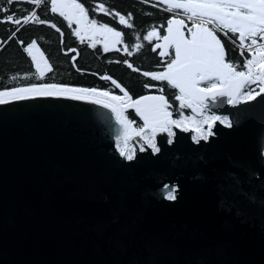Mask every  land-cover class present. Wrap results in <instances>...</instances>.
<instances>
[{"label":"water","instance_id":"obj_1","mask_svg":"<svg viewBox=\"0 0 264 264\" xmlns=\"http://www.w3.org/2000/svg\"><path fill=\"white\" fill-rule=\"evenodd\" d=\"M213 111L234 126L127 161L100 105H0V264H264V98Z\"/></svg>","mask_w":264,"mask_h":264},{"label":"snow or ice","instance_id":"obj_2","mask_svg":"<svg viewBox=\"0 0 264 264\" xmlns=\"http://www.w3.org/2000/svg\"><path fill=\"white\" fill-rule=\"evenodd\" d=\"M17 2L18 0H6V6H0V13L3 14L0 15V24H11L14 27L9 40L16 38L21 27L33 23L49 25L60 33L63 43L64 33L61 29L55 23L41 19L36 11L25 15H17L12 11L10 6ZM26 2L40 7L49 0ZM143 2L148 3L149 0ZM157 3L166 5L163 10L173 15L167 19L166 26L152 27L142 37L149 44L156 41L151 51L160 50L161 58L158 67L162 70L142 72L144 77L159 82L160 85L144 84V88L150 90L149 94L133 98L115 79L104 75L100 78L110 81L122 95L95 87L32 83L0 90V105L37 97H64L100 105L110 111L120 127L116 148L119 155L127 161L135 160L137 151L142 153L151 149L152 154H159L161 148L157 137L166 134L167 143L172 144L176 135L173 129L194 132L192 139L199 144L215 135L213 129L217 124L232 128L234 121L228 115L217 114L213 108L224 102L237 106L255 101L257 97L264 98V0H157ZM156 6L157 4H153V7ZM50 11L67 21L69 28L75 24L76 27L72 28L73 35L81 43L87 40L91 48L102 44L104 52L113 49L120 51L116 45L124 44V34L121 31L90 18V9L79 0H50ZM91 11L118 17L119 24L129 29L134 27L130 22L131 13L125 16L114 10L110 11L103 3ZM161 29L164 34H161ZM140 40L141 37L137 34V42L131 46L137 52L144 47ZM17 42L35 68L32 76L44 80L48 73L53 72L52 63L36 39L27 44L23 40ZM226 44L232 46L231 50H238L239 56L243 58L242 62L230 58V49ZM129 47L124 44L123 51L132 56L133 52ZM68 51L76 53L71 58L75 66L79 53L75 48ZM123 63L133 71H140L128 60ZM77 71L80 69L77 68ZM11 80L16 81L17 76H12ZM252 85H256V88ZM165 86L174 90L172 99L165 94ZM154 88L157 94L151 93ZM174 104H178V118H174ZM130 109L134 110L142 124L137 125L136 120L130 118ZM185 109L190 110L192 115H185ZM137 139L142 141L138 149L133 143ZM229 190L222 185V196ZM162 191L168 201L177 200L178 188L175 185L165 184ZM222 202H227L226 196H223Z\"/></svg>","mask_w":264,"mask_h":264},{"label":"trees","instance_id":"obj_3","mask_svg":"<svg viewBox=\"0 0 264 264\" xmlns=\"http://www.w3.org/2000/svg\"><path fill=\"white\" fill-rule=\"evenodd\" d=\"M85 7L90 9V18L96 19L99 23H107L111 27L116 28L124 34V44L129 45V50L133 52L132 56H128L124 51V44L116 45L120 51L115 49L104 52L103 45L97 44L96 48L88 46V41L81 43L78 38L73 35L72 28L68 27L67 21H64L58 14L50 11V0L48 3L36 7L26 2V0H18L17 3L10 6L12 11L17 15H25L30 11H36L41 19L50 23H55L57 27L64 33L63 43L61 42L60 33L49 25H39L30 23L21 27L16 34V38L9 40L8 37L14 27L11 24H0V39L3 45L0 49V90L10 89L15 86H26L32 83H59L77 87L98 88L100 90H108L114 94L122 95L119 89L115 88L110 81L102 80L100 77L109 75L125 87L133 98L149 94L150 90L144 88V84L150 83L159 87V82L151 81L142 75L144 71L162 70L158 65L161 64V58L157 52H152V45L147 41H143V35L147 34L152 27L159 28L161 25L166 26V21L171 16L165 11L153 7L152 1L144 3L143 0H79ZM103 3L110 11L119 12L127 16L132 15L131 23L134 25L132 29L119 24L118 17L105 15L101 12H93L98 4ZM151 3V4H150ZM0 6H6V0H0ZM23 9L24 11H21ZM0 15H3L0 13ZM163 30L161 29V34ZM141 37L140 42L144 47L139 51H135L132 45L136 41V35ZM36 39L41 49L45 52L49 61L53 65V72L48 73L44 80H38L31 74L35 72V68L31 63L30 57L23 51V47L17 40H23L25 44ZM71 48L77 49L75 66H73L72 56L76 53L68 51ZM67 53V54H66ZM232 57L236 61L243 60L239 56L238 50H232ZM128 60L134 68L140 69L139 72L133 71L123 63ZM120 61V63H116ZM77 68L80 71H77ZM17 76L16 81H12L11 77ZM28 76V78H25ZM258 90V89H257ZM152 94H157L156 89L151 90ZM174 90H170L165 86V94L170 99L173 97ZM178 104H174V118H178L176 110ZM185 115H192L188 109L184 110ZM130 118L135 119L137 125L142 121L135 116L134 110H129Z\"/></svg>","mask_w":264,"mask_h":264},{"label":"flooded vegetation","instance_id":"obj_4","mask_svg":"<svg viewBox=\"0 0 264 264\" xmlns=\"http://www.w3.org/2000/svg\"><path fill=\"white\" fill-rule=\"evenodd\" d=\"M149 1H152V2H154L155 4H157V8H159V9H161V10H163V8L164 7H166V5H163V4H158L157 3V0H149ZM151 4V3H150ZM164 11V10H163ZM166 12V11H165ZM166 13H168V12H166ZM170 16H172L173 14L172 13H168ZM162 34H164V33H162ZM156 43V41L155 40H153V42H152V46L154 45ZM226 47H228L229 49H230V52H229V56H230V58L232 59V60H236L234 57H232V55L230 54L231 53V49H232V46L230 45V44H226ZM160 51V50H159ZM158 54H159V52H158Z\"/></svg>","mask_w":264,"mask_h":264},{"label":"built area","instance_id":"obj_5","mask_svg":"<svg viewBox=\"0 0 264 264\" xmlns=\"http://www.w3.org/2000/svg\"><path fill=\"white\" fill-rule=\"evenodd\" d=\"M2 44H1V40H0V48H1ZM247 55V54H246ZM253 88H256V85H252Z\"/></svg>","mask_w":264,"mask_h":264},{"label":"rangeland","instance_id":"obj_6","mask_svg":"<svg viewBox=\"0 0 264 264\" xmlns=\"http://www.w3.org/2000/svg\"><path fill=\"white\" fill-rule=\"evenodd\" d=\"M76 87H77V86H76ZM113 94H114V93H113ZM116 95H117V94H116ZM194 135H195V133H194ZM137 143H138V145H139V144L142 143V142L137 140Z\"/></svg>","mask_w":264,"mask_h":264},{"label":"bare ground","instance_id":"obj_7","mask_svg":"<svg viewBox=\"0 0 264 264\" xmlns=\"http://www.w3.org/2000/svg\"><path fill=\"white\" fill-rule=\"evenodd\" d=\"M0 40H1V39H0ZM2 46H3V45H2ZM2 46H1V48H2ZM1 48H0V49H1Z\"/></svg>","mask_w":264,"mask_h":264}]
</instances>
